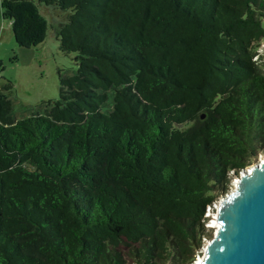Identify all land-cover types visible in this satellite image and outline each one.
<instances>
[{"label":"trees","instance_id":"1","mask_svg":"<svg viewBox=\"0 0 264 264\" xmlns=\"http://www.w3.org/2000/svg\"><path fill=\"white\" fill-rule=\"evenodd\" d=\"M38 2L77 68L20 118L0 90V264H192L263 151L264 0ZM1 3L18 45L44 41L34 0Z\"/></svg>","mask_w":264,"mask_h":264},{"label":"rangeland","instance_id":"2","mask_svg":"<svg viewBox=\"0 0 264 264\" xmlns=\"http://www.w3.org/2000/svg\"><path fill=\"white\" fill-rule=\"evenodd\" d=\"M34 1L46 17L48 29L44 41L30 47L20 46L15 42L11 23L2 16L3 7L2 3L0 4V90L12 100L17 118L27 115L28 109L41 100L56 99L59 95V74H72L77 68L75 54H66L59 49L56 34L62 22L55 11L57 9L39 3L38 0ZM258 50L264 61V39L260 42ZM7 81H11L12 87L9 90L1 89ZM262 150L251 165L263 159L264 142ZM236 178L231 176L229 183L225 186L227 192L219 195L215 203L206 209L203 221L205 236L202 237L200 248L196 251L192 264L199 262L207 241L214 236L217 228L214 221L220 200L235 188ZM119 250L128 261V246L121 244Z\"/></svg>","mask_w":264,"mask_h":264},{"label":"water","instance_id":"3","mask_svg":"<svg viewBox=\"0 0 264 264\" xmlns=\"http://www.w3.org/2000/svg\"><path fill=\"white\" fill-rule=\"evenodd\" d=\"M217 216L220 226L197 264H264V156L241 169Z\"/></svg>","mask_w":264,"mask_h":264},{"label":"bare ground","instance_id":"4","mask_svg":"<svg viewBox=\"0 0 264 264\" xmlns=\"http://www.w3.org/2000/svg\"><path fill=\"white\" fill-rule=\"evenodd\" d=\"M261 159H262V158H261ZM217 222H218V223H217ZM214 223H215V226L217 227V228H216V232H215V234H216V233H217V229H218V227L220 226V221H218V216H216V220L214 221ZM215 234H214V235H215ZM200 260H201V258H200L198 261H200ZM198 261H197V262H198Z\"/></svg>","mask_w":264,"mask_h":264},{"label":"built area","instance_id":"5","mask_svg":"<svg viewBox=\"0 0 264 264\" xmlns=\"http://www.w3.org/2000/svg\"><path fill=\"white\" fill-rule=\"evenodd\" d=\"M208 208H210V206Z\"/></svg>","mask_w":264,"mask_h":264}]
</instances>
